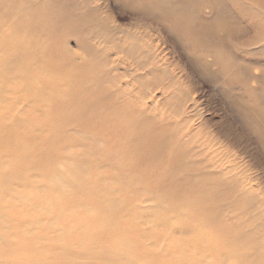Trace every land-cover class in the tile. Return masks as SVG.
<instances>
[{
    "label": "rangeland",
    "instance_id": "rangeland-1",
    "mask_svg": "<svg viewBox=\"0 0 264 264\" xmlns=\"http://www.w3.org/2000/svg\"><path fill=\"white\" fill-rule=\"evenodd\" d=\"M133 2L0 0V264H264V0L223 1L227 48L186 31L217 0Z\"/></svg>",
    "mask_w": 264,
    "mask_h": 264
},
{
    "label": "bare ground",
    "instance_id": "bare-ground-1",
    "mask_svg": "<svg viewBox=\"0 0 264 264\" xmlns=\"http://www.w3.org/2000/svg\"><path fill=\"white\" fill-rule=\"evenodd\" d=\"M140 2H133L132 3V5L133 6H135L136 8H141V10L142 11H144V12H147V13H149V12H152V11H155V12H166V13H170V16L171 17H173V18H176V19H179L180 17H182V16H184V14H185V11L183 10L182 11V4H185V3H183V2H185V0H178V1H166V2H164V1H158L157 3H154V2H150V1H148V0H139ZM206 1H208V0H206ZM210 2H213V1H211V0H209ZM223 1L224 0H217V4H220L219 5V7L216 9V12H214V13H216V15L214 14V13H211V16H214V18H215V20H217V22H219L220 24H219V26L217 25V24H213V25H208V22H206V21H204L201 17H199L197 14H193V19H194V24L195 25H200V28H199V30L196 28V30L195 29H190V30H188V29H186V31L187 32H192L193 34L191 35V36H193V35H195L196 36V38H198V39H200L203 43H205V44H207L208 46H212V47H218V46H222V47H225V48H227L228 47V39L229 38H231L232 36H237V37H239L240 35L241 36H243L241 33H240V31H238V32H236L235 31V33H230L232 30H231V28H230V26H229V22H233V23H236L237 22V19L234 17V15H231L228 11H227V9L225 8V5H224V3H223ZM121 5V4H120ZM207 13V12H206ZM226 20H228L229 22H226ZM224 21V22H223ZM221 30L223 33H224V37H222V38H219V37H217V33L215 32V30ZM97 37V36H96ZM97 41V40H96ZM98 49H100V48H98ZM132 50V49H131ZM212 61V60H211ZM218 61H220L219 60V57H216V59L214 60V62L213 63H217ZM221 62V61H220ZM258 62H261V61H256L255 62V64L256 63H258ZM222 63V62H221ZM229 63V62H228ZM125 64V63H124ZM127 64V63H126ZM234 71V70H233ZM232 73V72H231ZM256 73V72H255ZM238 76H236V78H237ZM250 79L251 80H254V81H256V82H260V83H264V74L263 75H260L259 77L257 76V77H253V76H250ZM254 83V82H253ZM254 86V85H253ZM250 94V93H249ZM246 96V95H245ZM247 98V97H246ZM246 98H245V100H246ZM250 99V98H249ZM253 101V100H252ZM261 102V101H260ZM134 103V102H133ZM261 105V104H260ZM261 112V113H260ZM264 115V111L263 110H259L258 111V116H254V118H251V120H253V119H255L254 120V122L255 123H260V124H263V121H262V117L261 116H263ZM138 125V124H137ZM208 146V145H207ZM212 150V149H211ZM210 150V151H211ZM208 151V150H207ZM209 153V152H208ZM207 154V153H206ZM206 165V164H205ZM204 165V166H205ZM220 169V168H219ZM224 170V169H223ZM229 171V170H228ZM73 174H76L74 171H73ZM0 175L2 176V174L0 173ZM69 176H71V175H69ZM12 179V178H11ZM10 179V180H11ZM4 180V179H3ZM3 180H1V181H3ZM6 181V180H5ZM66 181L70 184V186L65 182V181H63L62 183H61V186H60V188L61 189H66V192H68V189L69 190H73V187H74V184L72 183V182H70L69 180H67L66 179ZM7 182V181H6ZM243 183V182H242ZM2 184H4V183H1V185ZM5 186H6V184H4ZM8 185H9V182H8ZM7 185V186H8ZM2 187L3 188H5L3 185H2ZM9 189V188H8ZM2 190H4V189H2ZM6 190V189H5ZM222 191V190H221ZM7 193H8V191H7ZM55 196H58L57 194L55 195ZM136 196H138V195H136ZM16 198V197H15ZM20 198V197H19ZM59 199L58 200H60V196L58 197ZM198 198V197H197ZM212 198V197H211ZM1 199V198H0ZM18 199V198H17ZM21 199V198H20ZM188 199H189V197H188ZM131 200V199H130ZM20 201V200H19ZM184 201V200H183ZM182 201V202H183ZM24 202V201H23ZM199 202V201H198ZM90 203V202H89ZM137 203H138V199H137ZM179 204V203H178ZM184 205H187V202L186 203H183ZM193 204V203H192ZM89 205H91V204H89ZM95 205V204H94ZM181 205V204H180ZM195 205V204H194ZM205 205V204H204ZM207 205H208V203H207ZM1 206V205H0ZM97 206V205H96ZM182 206V205H181ZM189 206V205H188ZM203 206V205H202ZM133 207V206H132ZM191 207V206H190ZM201 207V206H200ZM204 207V206H203ZM91 208V207H90ZM202 208V207H201ZM0 209H2V208H0ZM85 209H86V206H85ZM96 209V208H95ZM189 209H191L190 210V213H191V211L193 210V208L191 207V208H188V210ZM197 209V208H196ZM199 209V208H198ZM94 210V209H93ZM147 210V209H146ZM65 211V210H64ZM63 211V212H64ZM201 211V210H200ZM4 212V211H3ZM88 213H89V211H87ZM92 212H94V211H92V209H91V212L90 213H92ZM131 212V211H130ZM134 212V211H133ZM135 212H137L136 210H135ZM193 212V211H192ZM195 212H196V210H195ZM194 212V213H195ZM1 213V212H0ZM42 214H43V212H41ZM45 213V212H44ZM90 213H89V216H90ZM96 213V212H95ZM211 213V212H210ZM50 214V213H49ZM166 214V213H165ZM192 214V213H191ZM0 215H2V214H0ZM5 215V214H4ZM3 215V216H4ZM47 215V214H46ZM45 215V216H46ZM139 216H140V214H138ZM152 215V214H151ZM167 215V214H166ZM186 215V214H185ZM188 215V214H187ZM195 215V214H194ZM2 216V217H3ZM97 216V215H96ZM2 217H0V218H2ZM6 217V216H5ZM61 217V216H60ZM86 217L88 218V215H86ZM98 217V216H97ZM100 217V216H99ZM208 217V216H207ZM81 218V217H80ZM82 218H83V216H82ZM81 218V219H82ZM186 218H188V217H186ZM196 218V217H195ZM95 219H96V217H95ZM110 219H111V217H110ZM109 219V220H110ZM168 219V218H167ZM5 220V219H4ZM85 220V219H84ZM87 220V219H86ZM94 220V219H93ZM132 221H137V219H131ZM151 220V222L156 226V225H159V224H162V222L164 221V218L162 217V215L161 214H159V216L156 214V215H154V217L152 218V219H150ZM100 221H104L103 219L102 220H100ZM99 221V222H100ZM139 221H140V223L142 222V220H140L139 219ZM1 222V221H0ZM98 222V223H99ZM169 222V221H168ZM177 222V221H176ZM188 222H190V221H188ZM105 223V222H104ZM103 223V225H105ZM204 223V222H203ZM5 224V223H4ZM57 224V223H56ZM109 224H110V222H109ZM151 224V223H150ZM167 224H169V223H167ZM166 224V225H167ZM196 224V223H195ZM194 224V225H195ZM1 225L2 224H0V227H1ZM6 225V224H5ZM85 225V224H84ZM98 225V224H97ZM102 225V224H101ZM136 225H137V223H136ZM169 225H171V226H173L174 225V223H171V224H169ZM151 226H153V225H151ZM196 226V225H195ZM3 227V226H2ZM106 227H107V224H106ZM144 227V226H143ZM108 228V230H109V227H107ZM157 228V227H156ZM159 228V227H158ZM174 228V227H173ZM196 228V227H195ZM202 228V227H201ZM66 229V228H65ZM154 229V228H153ZM63 230V228L61 229V231ZM67 230V229H66ZM184 230V229H183ZM202 230H204V229H202ZM57 231V230H56ZM63 231H65V230H63ZM70 231V230H69ZM68 231V233H70ZM75 231V230H74ZM111 231H114V229L113 230H111ZM110 231V232H111ZM152 231V230H151ZM155 231V230H154ZM164 231V230H163ZM60 232V231H59ZM66 232V235H68V233H67V231H65ZM65 232H63V234L65 233ZM92 232V231H91ZM115 232V231H114ZM121 232V231H120ZM144 232H145V230H144ZM199 232L201 233L200 234V238H198L199 240H201L202 242H205L206 243V247H205V249H206V251H210V250H214V252H217V251H219L220 249H221V247L219 246V245H216L215 243H212L211 241H206V239H207V234L206 233H203L202 231H200L199 230ZM3 233V232H2ZM72 233V232H71ZM74 233V232H73ZM72 233V234H73ZM87 233V232H86ZM93 233H95V232H93ZM0 234H1V229H0ZM4 234V233H3ZM2 234V235H3ZM62 233L60 232V235H61ZM79 234V233H78ZM77 234V235H78ZM105 234H106V231H105ZM114 234V233H113ZM65 235V234H64ZM95 235V234H94ZM97 235V234H96ZM146 235V234H145ZM212 235V234H211ZM1 236V235H0ZM5 235H3V237H4ZM69 236V235H68ZM72 236V235H71ZM75 236V235H74ZM78 236H80L81 237V235L79 234ZM82 236H83V234H82ZM85 236H87V234L85 235ZM84 236V237H85ZM90 236H91V234H90ZM104 236V235H103ZM117 236V235H116ZM208 236H210V234L208 235ZM214 236V235H213ZM215 236H216V234H215ZM214 236V237H215ZM235 236V235H234ZM62 237V236H61ZM64 237V236H63ZM66 237V236H65ZM64 237V238H65ZM70 237V236H69ZM91 237H94V236H91ZM90 237V238H91ZM125 237V236H124ZM149 237V236H148ZM217 237V236H216ZM241 237V236H240ZM239 237V238H240ZM41 238V237H40ZM44 238V237H43ZM42 238V239H43ZM95 238V237H94ZM101 238V237H100ZM211 238V237H210ZM209 238V239H210ZM1 239H2V237H1ZM67 239V238H66ZM66 239H63V240H65L66 241ZM73 239V238H72ZM79 238L77 237V239L76 240H78ZM150 239V238H149ZM212 239V238H211ZM217 239V238H216ZM221 239V238H220ZM44 240H45V238H44ZM43 240V241H44ZM69 240V239H68ZM81 240H83V239H81ZM146 240V239H145ZM144 240V241H145ZM213 240V239H212ZM72 241V240H71ZM70 241V242H71ZM73 241H74V244L76 245V243H75V240L73 239ZM80 241V240H79ZM104 241H106V240H104ZM116 241V240H115ZM125 241H129L128 239H126ZM214 241H215V239H214ZM221 241V240H220ZM219 241V242H220ZM38 242H40V240H38ZM82 242V241H81ZM80 242V243H81ZM123 242V241H122ZM130 242V241H129ZM200 242V241H199ZM95 243V242H94ZM93 242H92V244H94ZM104 243V242H103ZM102 243V244H103ZM98 244H99V242H98ZM105 244V243H104ZM104 244L102 245V247L104 246ZM125 243L123 242V245H124ZM139 245H140V242L138 243ZM149 244V243H148ZM221 244H222V242H221ZM126 245H129V244H126ZM133 245H134V243H133ZM150 245V244H149ZM161 245V244H160ZM27 246V245H26ZM74 246V245H73ZM77 246V245H76ZM76 246H75V248H76ZM84 246V245H83ZM145 246V245H144ZM147 246V245H146ZM176 246V245H175ZM81 247V246H80ZM100 247H101V244H100ZM105 247V246H104ZM136 247H137V245H136ZM225 246H222V248H224ZM29 248H31V247H29ZM32 248H33V246H32ZM97 248V247H96ZM134 248V247H133ZM148 248V247H147ZM153 248V247H152ZM177 248V247H176ZM34 249V248H33ZM36 250H37V248H35ZM82 249H84L83 247H82ZM93 249V248H92ZM98 249V248H97ZM106 249H107V247H106ZM149 249V248H148ZM166 249V248H165ZM178 249H179V246H178ZM198 246H195L194 248H193V250L195 251V252H198ZM32 250V249H31ZM81 250V249H80ZM103 250V249H102ZM101 250V251H102ZM105 250V249H104ZM114 250V249H113ZM224 251L226 250V249H223ZM231 250V249H230ZM23 251V250H22ZM94 251H96V249H94ZM118 251V250H117ZM116 251V252H117ZM19 252V251H18ZM21 252V251H20ZM35 252V251H34ZM39 252V251H38ZM67 252H69V251H67ZM142 252V251H141ZM147 252V251H146ZM22 253V252H21ZM31 252H29V254H30ZM36 253V252H35ZM92 253L94 254L95 252H93L92 251ZM103 253V252H102ZM126 253V252H125ZM185 253H186V249H183L182 250V254L183 255H179V257H177L176 259H175V261H171L170 262V264H187L188 263V260H191L190 258H188L186 255H185ZM208 253H211V252H208ZM18 254H20V253H18ZM28 254V253H27ZM41 254V253H40ZM72 254H73V252H72ZM78 254V253H77ZM93 254H91V255H93ZM96 254V253H95ZM118 254V253H117ZM214 254V253H213ZM219 254V253H218ZM111 255V254H110ZM113 255V254H112ZM111 255V256H112ZM165 255H167L166 253H165ZM164 254H156V253H152V254H149L148 253V256L147 255H142V257L144 258V259H147V260H150L152 263H154L157 259H161L162 257H164L165 256ZM24 256V255H23ZM28 256V255H27ZM27 256H25V258L27 257ZM38 256H40V255H38ZM96 256V255H95ZM99 256V255H98ZM101 256H104V255H101ZM29 257H30V255H29ZM71 257V256H70ZM260 257V256H259ZM25 258H24V261H25ZM37 259H41V260H39V261H42V258L41 257H36ZM48 258H51V257H48ZM75 258V257H74ZM84 258V257H83ZM89 258H91L90 257V255H89ZM95 258V257H94ZM101 258V257H100ZM22 259H23V257H22ZM26 259H28V257L26 258ZM47 259V258H46ZM56 259H60V258H58V256L56 257ZM62 259V258H61ZM65 259V258H64ZM68 259V258H67ZM79 259H80V257H79ZM97 258H95V260H96ZM221 259V258H220ZM6 260V259H5ZM50 260V259H49ZM53 260V259H52ZM54 260H55V257H54ZM76 260V259H75ZM83 260V259H82ZM104 260V257H103V259L101 260V261H103ZM110 260H112V259H110ZM122 260V259H121ZM124 260H126L125 258H124ZM129 260V259H128ZM134 260V259H133ZM4 260H2L1 262H3ZM20 261V260H19ZM18 261V262H19ZM45 261V260H44ZM44 261H42L43 263H45ZM55 261H57V263L59 264V262H62V264L64 263V262H66V261H62V260H60V261H58V260H55ZM55 261H54V263H55ZM80 261V260H79ZM84 261H85V258H84ZM94 261V260H93ZM118 261V260H117ZM149 261V262H150ZM14 262H15V260H14ZM29 262V261H28ZM36 262H37V260H36ZM35 262V263H36ZM94 262H96V261H94ZM116 262V261H115ZM114 262V263H115ZM229 262V261H228ZM259 262H260V260H259ZM4 263L6 264V263H8V262H5L4 261ZM37 263H39V262H37ZM42 263V264H43ZM46 263H48V262H46ZM53 263V264H54ZM69 263V262H68ZM89 263H90V261H89ZM88 263V264H89ZM100 263V262H99ZM104 262H102V264H103ZM122 263H123V261H122ZM121 263V264H122ZM127 263V262H126ZM261 263V262H260ZM262 263H264V262H262ZM17 264H20V263H17ZM23 264V263H22ZM29 264V263H28ZM65 264H67V263H65ZM84 264V263H83ZM95 264V263H94ZM97 264H98V261H97ZM109 264V263H108ZM112 264V263H111ZM117 264H118V262H117ZM124 264V263H123ZM128 264V263H127ZM219 264H222V263H219Z\"/></svg>",
    "mask_w": 264,
    "mask_h": 264
}]
</instances>
